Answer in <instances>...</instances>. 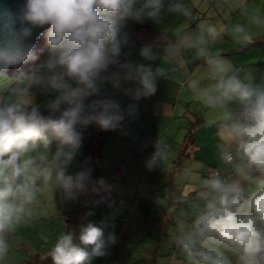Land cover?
I'll list each match as a JSON object with an SVG mask.
<instances>
[{
  "label": "clouds",
  "instance_id": "clouds-1",
  "mask_svg": "<svg viewBox=\"0 0 264 264\" xmlns=\"http://www.w3.org/2000/svg\"><path fill=\"white\" fill-rule=\"evenodd\" d=\"M160 8L161 0H25L20 34L0 44V69L33 59L35 46L24 41L40 29L50 54L48 86L57 93L50 108L59 115L45 117L17 103L0 106V264L9 254L10 238L31 219L46 192L59 190L71 199L83 186V174H67L66 162L45 166L30 153L52 139L78 146L79 125L117 126L122 118L117 104L86 101L98 93V82L120 52L122 23L154 19ZM245 15L246 23L227 29L234 40H245L253 28L264 31V13ZM218 36L217 26L209 24L192 37V46L208 62L207 81H194L192 91L222 117L218 131L235 145L239 158L236 179L219 174L202 179L201 203L194 206L190 224L180 221L175 244L189 264H264V76L258 79L256 70L236 69L225 57L211 55L209 42ZM140 84L145 95L155 91L148 75ZM242 182L253 186L247 194ZM108 227L85 219L61 232L49 253L52 264H92L105 256L117 239Z\"/></svg>",
  "mask_w": 264,
  "mask_h": 264
},
{
  "label": "crops",
  "instance_id": "crops-1",
  "mask_svg": "<svg viewBox=\"0 0 264 264\" xmlns=\"http://www.w3.org/2000/svg\"><path fill=\"white\" fill-rule=\"evenodd\" d=\"M210 1L223 2L227 9L234 6L233 11L256 7L264 9V0ZM229 14L231 16V13ZM131 25L133 24L130 20L124 21L121 37H124L123 41H126L128 46L140 42L144 53L143 51L138 53V62H136L133 61L135 56H126L125 51L120 52L114 57V62L108 69H114L116 80H119L116 85L121 87L118 91H111L112 97L116 98L111 102L119 106V114L122 117L120 122L130 125L118 123L115 131H121L120 138L134 140L133 145L113 147L110 142H106V139L101 141L109 130L101 129L94 123H87L86 126L91 125L93 132L86 128L88 132L80 134L77 130L80 137L78 146L90 158L92 178L99 176L100 180L94 183L91 178V184L88 186L83 183L82 188L71 199L56 190L46 192L39 200L41 205L48 208L52 218H64L59 234L73 230L76 223L79 225L85 219L97 223L106 222L109 225L106 232L114 233L117 237L116 242L109 245L105 256L95 258L92 264H157L162 255L161 250L167 249L171 243L168 241V230L173 233L175 231L174 221L171 225V220L176 217L174 220L178 225L181 220L190 224L195 211L194 206L201 203L198 200L201 175L203 177L207 175L208 178L215 172L224 179H236L234 165L239 162L235 145L225 142L222 133L218 131L219 120L213 119L210 124L202 121L206 114H202L201 109L195 105L201 100L192 91L193 82H199L198 73H195L196 65L192 66L193 57L191 55L184 57L179 52L172 51L170 43H174V40L167 42L168 37L160 36L163 37V43L153 38L145 39L143 29H148V26L135 27L133 32ZM164 50L165 56L171 58L173 63L168 60L170 67H165L163 70L161 57ZM47 54L50 55L49 51ZM178 56L180 60L176 63ZM146 59L152 62L148 65ZM116 60L119 64L115 63ZM256 74L259 79L261 75L259 70H256ZM144 75L149 76L155 87V91L149 95L143 94L140 84ZM100 91L102 92V89L99 87L98 92ZM98 96L101 97V94L98 93ZM122 96H125V99H120ZM104 99L105 96L102 95V100ZM174 120L179 122L176 127L173 126ZM198 122L201 123L199 126ZM159 123H162L163 127L160 128ZM193 123L195 125L190 129ZM213 127L215 131H212ZM171 128H175L176 132L174 143L166 149L157 150L158 155L153 161L151 157L156 147V145L153 147L157 142L155 138ZM96 129L97 132L103 133L102 138L99 139L102 144L99 159L92 158L89 150L92 141H88L86 137L91 134L92 136H89L91 139L96 138L94 134ZM184 138L187 140L185 144ZM215 141H218L217 149L213 147ZM136 143L139 145L138 148L135 147ZM58 150L57 140L52 139L46 145L38 143L31 153L45 166H56L60 161L55 153ZM227 154L233 157V163H224ZM182 157L185 160L179 165L176 160ZM78 162V166H81L80 160ZM150 162L151 166H149ZM166 164L169 169L165 167ZM174 165L181 171L175 170ZM130 176L140 177V182L125 180ZM187 177L189 180L184 182ZM105 178L111 182L107 184ZM242 184L246 194L253 187L245 182ZM99 196L108 199L109 205L105 203L90 205L88 200ZM182 207L185 210L175 216ZM75 212L77 214L74 215ZM88 213L91 215L88 216ZM34 223L22 224L12 235L10 238L12 246L4 264H52L49 253L58 237L55 236L56 231L43 232L49 243L40 252L42 228ZM173 252L175 251L172 250V254ZM168 260H165V263ZM180 260V258H171L170 264H180Z\"/></svg>",
  "mask_w": 264,
  "mask_h": 264
},
{
  "label": "rangeland",
  "instance_id": "rangeland-1",
  "mask_svg": "<svg viewBox=\"0 0 264 264\" xmlns=\"http://www.w3.org/2000/svg\"><path fill=\"white\" fill-rule=\"evenodd\" d=\"M234 8L235 7L232 6L231 9H227L223 2H216V1L209 2V0H161V8L159 10L158 15L154 19L144 20L143 22L130 20V23L133 24L131 25V29L134 32L135 27L137 28L145 25L149 27L148 29H143L145 39L153 38L156 41H159L160 43H163L162 41L163 37H168L167 42H172V40H174V43L173 42L170 43V47L172 48V51H177L179 52L180 55H183L184 57L191 55L193 57L192 66L196 65L195 73H198L197 80H199V82H206L207 73H208V62L206 58L201 56L198 53L197 49L192 46L191 41H192V37L201 29L202 26L209 25L210 23L212 25L217 26V28L219 29V36L215 39V41L209 42L208 50L210 54L213 56L219 55L225 57L230 61L231 65L234 68H238L240 70H247V69L259 70V73L261 74L259 76L260 78L264 76V31L253 28L250 32L249 38H246L245 40L237 41L232 38V36L228 33L227 29L231 25L236 23H246L247 22V16L245 15L246 11L248 12L257 11L264 13V9L263 8L259 9V7H256L255 9L241 8L240 10L233 11ZM229 13H231V16H229L230 15ZM123 25L124 22L121 25V30L119 35L120 52L125 51L124 55L126 56L127 55H129L130 57L135 56L133 61L138 62V53L141 51H143L144 53V50L142 48L143 46H141L140 42L128 46L127 42L123 41L124 37H121V35L123 34L122 33ZM154 36L155 37L163 36V37L155 38ZM125 37L126 39H129L128 36ZM46 47L47 46L45 41L41 39L38 47L34 50L36 59L28 60L22 65L11 66L8 67L6 70L4 69L0 71V106L17 103L28 108V110L35 109L39 113L44 110H51L50 105L56 100L57 93L48 86V77L52 74L48 68L49 56L48 54H46L43 57L44 59L42 58L39 61L40 52L38 51L39 48L46 49ZM168 60L170 63H173V60L171 58L169 57L167 58L165 56V50H164L161 57L163 70L165 67H170ZM178 60H180V57L176 59L175 62L177 63ZM150 62H152L150 59H146L147 64ZM176 63L174 64V66H176ZM113 72L114 69H108L107 72L104 74L103 80L98 82V86L102 89V92L101 91L98 92L101 94V97H99L97 93L95 95V99L92 96L86 101L87 104L91 105L92 102L90 101L102 100V95L105 96V99L103 101L111 102L113 98L116 99L115 97H112L113 94L111 93V91H118L121 87L116 85L119 82V80H116L117 76ZM18 80H19L18 83L19 85L15 87ZM185 93L186 92H184V95ZM120 99H125V96L120 97ZM195 105H197L198 109H201L202 114H206L204 115L205 117L203 118L202 121H206L207 124H210L213 119H217L219 121L222 119L221 115H219L216 112H212L213 110L207 108L201 101L200 103L196 102ZM175 106H177L176 103ZM89 111H91V109H89ZM57 113L59 114V112ZM177 120H174L173 122L174 127H176L179 123ZM153 121H155V119H153ZM119 123L130 126L128 123L125 122L119 121ZM169 124L170 123H168V125ZM200 124L201 123L198 122L197 125L199 126ZM86 125L87 124L80 125L77 127V130L80 134H84L85 132H88L86 128H88L91 131V133L93 132V128L91 127V125H89L88 127ZM194 125L195 123H193L190 126V129H192ZM158 126L161 128L163 127V124L159 123ZM214 127L212 128V131H215ZM115 130H116L115 128L109 129L104 139H101L102 138L101 134L103 133L97 132V129L94 130V132H96L94 133L96 138L91 139L89 137L91 134H89V136L86 137H88V141L90 142L96 139H101V141L103 140L105 141L106 139V142H110L113 147H117V148L133 145L134 140H132L131 138H120L119 134L121 133V131L118 130L116 132ZM166 131H163L159 137L155 138L157 142L154 143L153 147H155L156 145L155 147L156 153L157 150L159 151V149L162 148L166 149L167 147L170 146V144L174 143V138L176 134L175 128H171L169 131L167 132ZM167 139H169V141ZM184 140H185L184 142L185 144L187 140L185 138ZM217 142L218 141H215L213 147L216 148ZM57 145L59 147V150L55 153H57V156L60 160L57 165L64 166L66 162L67 174L70 175L83 174L84 176L83 183H86L87 186L88 184H91L93 171L89 166V164L91 163L89 160L90 158L86 154H84V150L79 148V146H76L74 148H68L67 146L61 145L58 141H57ZM138 146H139L138 143H136L135 147L138 148ZM34 154L36 155L35 152ZM69 154H70V159H68ZM30 155H32V153H30ZM112 157H115V155H112ZM79 160L80 163L82 164L81 166H78ZM184 160L185 159H183L182 157L176 161L179 163V165H182ZM165 167L169 169V166L167 164L165 165ZM174 168L179 172L181 171L180 168L179 167L176 168L175 165ZM230 170L231 169H229V171ZM184 171L187 173L186 170ZM140 173H142V169H140ZM201 177L202 179H204L207 178V175H205V177L201 175ZM126 179L134 180L136 183L140 182V177L136 178L134 176H130V177H126L125 180ZM187 180H189L188 177L184 180V182ZM184 210L185 208L183 207L180 208V210L176 212L175 216H178L180 211H184ZM76 212L74 213V215L77 214ZM174 219L171 220V225H172V221H174L173 225L175 227V231L173 233L168 230L167 233L168 241L171 243H169V247L167 249L161 250L162 255L160 261H158L157 264H170L171 258L174 257L181 259L179 261L180 264H189L183 252L175 244V237L178 235V224ZM63 221L64 218H59V217L52 218L48 211V208L43 204L41 205L39 201L35 205L31 219L25 224L32 225L33 222H35L34 224L36 226H40L42 228V235H41L42 247L40 249V252L42 248L49 243L46 240L45 234L43 232L47 230L50 232L52 230H55L56 231L55 236L57 237L60 232L59 228L63 227ZM76 226H78L77 223ZM51 240H52V236H51ZM165 246H167V244ZM172 250L175 251L173 252V254H172ZM222 250L225 251V255H227L230 259H234L232 258L230 252H228L225 249ZM29 252H31V250ZM167 259L169 260L167 261V263H165V260Z\"/></svg>",
  "mask_w": 264,
  "mask_h": 264
},
{
  "label": "water",
  "instance_id": "water-1",
  "mask_svg": "<svg viewBox=\"0 0 264 264\" xmlns=\"http://www.w3.org/2000/svg\"><path fill=\"white\" fill-rule=\"evenodd\" d=\"M24 3L25 0H0V44L5 43L7 40L15 39L20 34L23 25L19 16ZM40 31V29H34L31 38L25 40L24 43L26 45H34L35 50L41 41Z\"/></svg>",
  "mask_w": 264,
  "mask_h": 264
},
{
  "label": "trees",
  "instance_id": "trees-1",
  "mask_svg": "<svg viewBox=\"0 0 264 264\" xmlns=\"http://www.w3.org/2000/svg\"><path fill=\"white\" fill-rule=\"evenodd\" d=\"M38 51L40 52L39 53L40 54L39 55L40 56L39 61H40L47 54L48 49H47V47H46V49L39 48ZM35 56L36 55H35V51H34V58L33 59H36ZM33 59H30V60H33ZM18 83H19V80L17 81V84L15 85V87L19 85ZM16 90H15V92H16ZM93 98L95 99V96H93ZM90 102H92V101H90ZM40 114L42 116H45V117H49V116L56 117V116L59 115L57 112H55V113L52 112V110H44V111H41ZM100 143H101V141L99 139H96V140L92 141L89 144V150L91 151V155H92V158L93 159H97V158L99 159V157L101 156V152L100 151L102 150V144H100ZM98 179L100 180V177L99 176H95V177L92 178V182L98 183ZM105 181H106L107 184L111 182L109 179H106V178H105ZM102 199L103 200H101V202H99L97 205H99L101 203H105V204H108L109 205L110 202L108 201V199H106L104 196H103ZM90 205H92V204H90ZM92 206H96V205H92Z\"/></svg>",
  "mask_w": 264,
  "mask_h": 264
},
{
  "label": "built area",
  "instance_id": "built-area-1",
  "mask_svg": "<svg viewBox=\"0 0 264 264\" xmlns=\"http://www.w3.org/2000/svg\"><path fill=\"white\" fill-rule=\"evenodd\" d=\"M115 63L116 64H119V61H115ZM230 154H227V155H225V157H224V163L226 164V163H233V161H234V159H233V157H232V159L231 160H229L228 159V156H229ZM156 157H157V153L155 152V150H154V153L152 154V160L154 161L155 159H156ZM212 174H217V173H215V172H213ZM101 200H103L102 199V197H97V198H94V199H91V200H88V202L90 203V204H92V205H97L99 202H101Z\"/></svg>",
  "mask_w": 264,
  "mask_h": 264
}]
</instances>
